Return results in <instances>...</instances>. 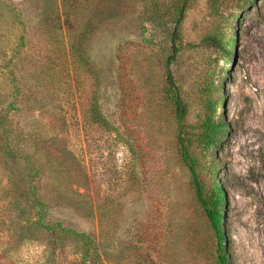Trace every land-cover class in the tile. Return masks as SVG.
<instances>
[{"label": "rangeland", "instance_id": "374dc122", "mask_svg": "<svg viewBox=\"0 0 264 264\" xmlns=\"http://www.w3.org/2000/svg\"><path fill=\"white\" fill-rule=\"evenodd\" d=\"M182 1L0 0V264H220L166 94ZM188 4L172 65L184 130L202 152L210 101L229 123L218 172L205 152L200 169L226 189L230 264H264V0ZM215 23L231 54L237 29L236 63L220 45L188 46ZM6 150L20 176L36 164L50 228L9 179Z\"/></svg>", "mask_w": 264, "mask_h": 264}, {"label": "trees", "instance_id": "16d2710c", "mask_svg": "<svg viewBox=\"0 0 264 264\" xmlns=\"http://www.w3.org/2000/svg\"><path fill=\"white\" fill-rule=\"evenodd\" d=\"M188 7V0H183L181 4L177 5L174 11V26L170 32L172 53L166 60V94L173 102L179 120L180 129L178 135V145L180 157L190 171L196 198L202 206L205 216L207 217L210 226L213 228L214 234L218 240L219 263L230 264L229 261L231 259V255L227 245L228 235L226 232L227 225L225 221L226 206L228 202L226 189L217 175L214 176L208 183L206 178L203 176L202 170L200 169V167L204 165L201 163V160L206 156L205 153H210L211 159L208 161L207 167L210 171L215 173L218 172L220 166L222 165V160L216 152L222 147L226 130L229 129V123L222 115H219L217 119L214 117L216 104L214 101H210L208 113L205 114L200 122L199 127L201 130L196 134L202 149V152H198L196 147H193L191 139L184 130L183 120L188 113V105L181 92L180 85L178 84L172 67L173 63L176 62L179 53L183 50L181 27L187 14ZM215 13L220 15L219 10H216ZM234 33L235 36L232 41L234 49L232 50V54L229 48L228 39V44L227 41L222 45L220 44V35L223 34L216 23L213 25L211 30L202 35L198 43L188 42V46L196 47V44H198L204 49V55H207L205 51L208 48L220 45L224 55L228 58L231 57V61L236 63L234 58L236 57L238 49L236 37L238 33L237 29H235ZM206 87L209 89H213V87L216 88V91L219 93L218 98L225 99L224 92H222L223 87L220 84L215 87L212 83H208ZM6 145L7 144H4V147H6ZM5 153L9 158H12L14 164H12L13 167L10 170L9 179L12 182L15 181L19 187L21 186L20 197L25 201L27 206L36 207L39 224H42L43 227L50 228L51 224L44 220L46 217L47 205L45 201L41 199L36 185H34L31 181V177L29 178L31 171L35 169L34 166L36 164L30 168V171L28 172L29 174L20 176L21 172L17 168L18 164L22 162V159H20V156H18L16 152H12L11 150H6ZM189 234L196 239L197 227H191Z\"/></svg>", "mask_w": 264, "mask_h": 264}, {"label": "water", "instance_id": "95a60500", "mask_svg": "<svg viewBox=\"0 0 264 264\" xmlns=\"http://www.w3.org/2000/svg\"><path fill=\"white\" fill-rule=\"evenodd\" d=\"M234 61L236 62V57L234 58Z\"/></svg>", "mask_w": 264, "mask_h": 264}]
</instances>
